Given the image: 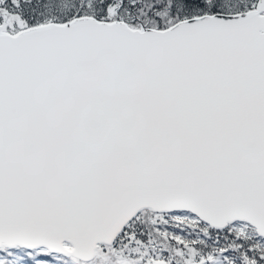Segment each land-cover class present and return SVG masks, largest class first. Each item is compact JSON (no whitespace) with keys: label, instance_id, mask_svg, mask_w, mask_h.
I'll return each mask as SVG.
<instances>
[{"label":"snow or ice","instance_id":"1","mask_svg":"<svg viewBox=\"0 0 264 264\" xmlns=\"http://www.w3.org/2000/svg\"><path fill=\"white\" fill-rule=\"evenodd\" d=\"M0 264H264V0H0Z\"/></svg>","mask_w":264,"mask_h":264}]
</instances>
